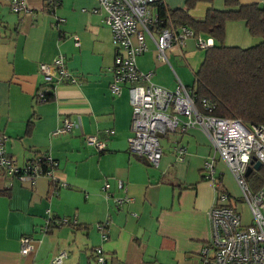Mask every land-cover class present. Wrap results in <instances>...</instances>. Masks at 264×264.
Returning a JSON list of instances; mask_svg holds the SVG:
<instances>
[{
	"label": "crops",
	"instance_id": "0c3cea01",
	"mask_svg": "<svg viewBox=\"0 0 264 264\" xmlns=\"http://www.w3.org/2000/svg\"><path fill=\"white\" fill-rule=\"evenodd\" d=\"M25 1L20 13L0 1V133L17 164L47 154L57 166L53 177L33 183L0 172V264H54L62 250L67 255L60 264H94L95 247L103 248L107 264H194L209 240L207 212L217 198L206 178L205 161L214 155L207 133L190 128L161 135L157 166L129 152V93L126 85L118 95L110 91L115 47L103 11H95L97 0ZM162 5L168 14L185 8V0ZM211 6L222 8L224 2L199 1L189 14L203 17ZM256 41L242 20L227 21L226 44ZM146 42L147 51L136 58L141 70H152V80L170 90L177 78L192 85L198 65L191 67L187 59L200 49L194 38L167 48V62ZM59 55L76 81L46 86L52 97L38 102L37 90L45 84L38 65ZM65 118L74 126L58 132ZM87 134L104 141L105 149L88 144ZM177 146L185 147L181 158ZM214 169L230 196L227 203L238 209L239 188L217 156ZM60 220L67 223L57 225ZM24 235L33 237V250L21 255Z\"/></svg>",
	"mask_w": 264,
	"mask_h": 264
},
{
	"label": "built area",
	"instance_id": "2783aa9c",
	"mask_svg": "<svg viewBox=\"0 0 264 264\" xmlns=\"http://www.w3.org/2000/svg\"><path fill=\"white\" fill-rule=\"evenodd\" d=\"M3 1L8 2L15 13L27 9L25 0ZM158 3H162V0H97L98 6L95 9L103 11L115 47L110 91L118 95L126 85L129 93L131 135L128 138V150L147 163L157 166L162 156L161 135L185 132L190 128L205 131L214 152L205 161L206 178L213 182L217 198L207 212L209 240L201 248L194 264H264V185L252 191L245 175L253 156L264 165V126H249L238 118L212 115L207 112L208 103L204 99L201 105L206 111H202L196 105L191 89L178 78L176 88L170 90L152 80V70L143 71L138 67L137 56L148 49L146 38L154 43L157 57L163 62L168 61L167 48L171 45L182 46L188 38H194L200 49L214 43L212 38H204L190 27H175L168 14H159L155 8ZM38 70L46 86L76 81L61 55L51 63H39ZM45 93L40 89L36 95L37 101H46ZM73 126L74 122L65 118L57 131L66 132ZM6 140L7 136L0 133V172L3 175L31 183L40 176L53 177L57 166L54 159L44 154L42 158L19 165L8 155L5 149ZM85 140L98 151H103L106 147L105 142L95 134L85 135ZM175 150L181 158L185 147L177 146ZM216 156L225 163L239 188V198L250 213L249 223H244L242 213L234 205L227 203L229 194L216 190ZM118 186L121 187L122 182L119 181ZM108 187L107 182L102 186L103 190H108ZM65 223L66 220L56 222L57 225ZM106 225L107 222L100 227ZM47 228L48 225H45L43 230L46 231ZM102 236L103 239L106 238L105 232ZM33 241L30 235L19 239L21 255L33 250ZM66 255L65 250L59 251L52 262L60 264ZM93 255L94 264H107V255L103 248L95 247Z\"/></svg>",
	"mask_w": 264,
	"mask_h": 264
},
{
	"label": "trees",
	"instance_id": "16d2710c",
	"mask_svg": "<svg viewBox=\"0 0 264 264\" xmlns=\"http://www.w3.org/2000/svg\"><path fill=\"white\" fill-rule=\"evenodd\" d=\"M199 1L210 2L185 0V8L168 13L175 27H190L196 34L210 35L216 41L204 49V58L188 86L196 105L206 111L201 105L204 99L207 112L212 115L238 118L249 126H264V2L242 4L238 0H223L222 8L211 6L203 17L196 18L189 10ZM156 7L160 15L166 16L162 3ZM230 20H242L249 34L258 39L256 43L247 47L226 44L225 25ZM48 87L43 84L37 90L46 92V101L52 97ZM246 180L257 188L264 185V165L251 171ZM215 184L219 193L226 192L217 177Z\"/></svg>",
	"mask_w": 264,
	"mask_h": 264
},
{
	"label": "rangeland",
	"instance_id": "374dc122",
	"mask_svg": "<svg viewBox=\"0 0 264 264\" xmlns=\"http://www.w3.org/2000/svg\"><path fill=\"white\" fill-rule=\"evenodd\" d=\"M260 4H263V1H261ZM257 40H258V39H257ZM255 43H256V42H255ZM250 45H252V44L241 45V47H245V46L247 47V46H250ZM204 52H205L204 49H196V50L193 52L192 56H191L189 59H187L188 64H189L191 67H193V66H197V65L199 66L200 63H201V61H202L203 58H204ZM178 61H179V59H178ZM182 62L185 63V60H182ZM198 66H197V68H198ZM250 182H251V181L248 180V184L250 185V188L252 189V191H255V190L257 189V187L252 186V184H251ZM236 201H237V203H238V209L241 211V213H242V217H243L244 221H245V222L250 221V220H249V210H248L247 206H246L244 203H242V200H241L240 198H238ZM248 223H249V222H248Z\"/></svg>",
	"mask_w": 264,
	"mask_h": 264
},
{
	"label": "water",
	"instance_id": "95a60500",
	"mask_svg": "<svg viewBox=\"0 0 264 264\" xmlns=\"http://www.w3.org/2000/svg\"><path fill=\"white\" fill-rule=\"evenodd\" d=\"M261 166V161L257 160L254 156L250 161V165L248 166L245 175L247 176L253 169H258Z\"/></svg>",
	"mask_w": 264,
	"mask_h": 264
}]
</instances>
